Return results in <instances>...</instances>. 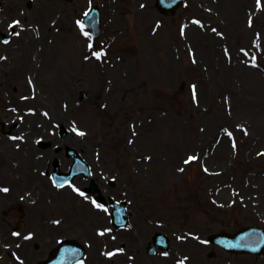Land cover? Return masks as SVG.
<instances>
[{"label":"rangeland","instance_id":"1","mask_svg":"<svg viewBox=\"0 0 264 264\" xmlns=\"http://www.w3.org/2000/svg\"><path fill=\"white\" fill-rule=\"evenodd\" d=\"M91 1L103 11L100 39L76 24L50 28L52 14L63 9L69 21L71 10H87ZM38 2L48 9L41 29L52 41L44 42L43 51L33 44L42 58L21 77L4 63L0 100L6 102L2 86L15 103L31 88L35 103L27 106L43 101L40 93L48 109L54 104L55 112L46 115L52 139L62 138L52 123L64 122L69 136L59 144L73 141L100 184L114 178L113 194L135 201L134 224L111 229L108 246H101L95 232L105 222L94 221L98 212L70 187L50 183L51 158L25 166L21 156L32 149L2 137L0 181L11 193L0 203V240L8 244L41 230L19 250L26 258L36 255L31 264L47 255L35 252L41 251L35 243L43 249L63 236L86 244L88 264H112L108 253L117 243L123 252L115 264H166L146 249L159 228L153 220L183 239L180 254L195 253L189 264H220L219 254L207 257L212 246L201 245L210 232L264 227V0H185L175 15L161 14L156 0ZM81 90L88 93L83 101ZM64 102L67 111L60 114ZM55 155L57 150L49 151ZM61 160L66 167L69 160ZM12 228L21 235L13 236ZM234 261L264 264V255L236 256L230 264Z\"/></svg>","mask_w":264,"mask_h":264},{"label":"water","instance_id":"2","mask_svg":"<svg viewBox=\"0 0 264 264\" xmlns=\"http://www.w3.org/2000/svg\"><path fill=\"white\" fill-rule=\"evenodd\" d=\"M174 1H175V0H174ZM174 1H171V2L169 3V5H170V4H173ZM253 233H254L255 235H257V236H262V233L253 232V230H250V231H248V234H246V232L243 233V234L241 235V237H242L241 239H245V237H247V236H248V237H251V235H252Z\"/></svg>","mask_w":264,"mask_h":264},{"label":"snow or ice","instance_id":"3","mask_svg":"<svg viewBox=\"0 0 264 264\" xmlns=\"http://www.w3.org/2000/svg\"><path fill=\"white\" fill-rule=\"evenodd\" d=\"M15 23H19L18 21L17 22H15ZM91 47V46H90ZM96 56H97V58H99V56H100V54L99 53H94ZM80 135H83V133H79ZM190 160H192V159H195V157H190L189 158ZM187 162V161H186ZM3 191H8V189H3ZM14 235H18V233H14ZM27 238V237H26ZM109 255H111V254H109Z\"/></svg>","mask_w":264,"mask_h":264},{"label":"bare ground","instance_id":"4","mask_svg":"<svg viewBox=\"0 0 264 264\" xmlns=\"http://www.w3.org/2000/svg\"><path fill=\"white\" fill-rule=\"evenodd\" d=\"M2 158H3V156H2V157L0 156V160H1ZM24 161H27V159H24Z\"/></svg>","mask_w":264,"mask_h":264}]
</instances>
